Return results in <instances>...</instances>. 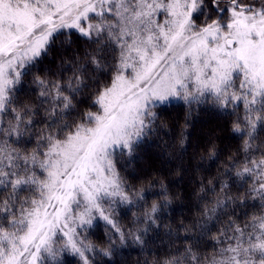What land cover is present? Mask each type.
<instances>
[{"label":"snow or ice","instance_id":"6c2138e0","mask_svg":"<svg viewBox=\"0 0 264 264\" xmlns=\"http://www.w3.org/2000/svg\"><path fill=\"white\" fill-rule=\"evenodd\" d=\"M174 103L221 115L238 144L187 157L186 118L169 147L193 173L190 214L169 224L180 194L124 172ZM125 247L143 264H264V0H0V264Z\"/></svg>","mask_w":264,"mask_h":264},{"label":"trees","instance_id":"16d2710c","mask_svg":"<svg viewBox=\"0 0 264 264\" xmlns=\"http://www.w3.org/2000/svg\"><path fill=\"white\" fill-rule=\"evenodd\" d=\"M186 118L187 157H190L197 149L203 152L210 141L218 146V150L221 153L234 150L238 144V140L234 138L228 122L211 109L201 108L193 111L189 118L185 107L180 103H174L162 112L161 121L166 127H161L157 134L144 145L143 150L139 153L137 159L132 162L128 170L124 172V175L130 180L134 176L143 177L145 175L165 177V182L169 183L171 191L180 194V199L174 201L173 208L169 209L170 216L165 221V223L169 224L190 214L189 208L191 205L185 199V196L194 187V183L191 180L193 173L189 172L186 174L181 171L179 175L176 174L175 170L179 163L176 156L179 150L169 147L175 144L181 128L186 123ZM209 164H211V161H206L205 167ZM215 170L213 168L212 172L214 173ZM200 174H204L203 169H201ZM133 182L135 181L133 180ZM130 218L129 215L123 220V223L127 224ZM165 232L166 230L162 229L156 236L154 243L151 245L153 251L159 250L167 242ZM89 235L93 241L102 242L105 238L103 222H99V226L90 232ZM149 255V250H141L138 247H125L120 248L112 257H104L101 264H143ZM65 264H79L78 258L70 255L66 256Z\"/></svg>","mask_w":264,"mask_h":264}]
</instances>
